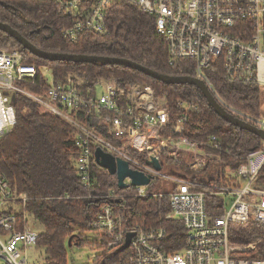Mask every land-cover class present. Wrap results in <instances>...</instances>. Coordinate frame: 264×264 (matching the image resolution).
Returning <instances> with one entry per match:
<instances>
[{
	"label": "built area",
	"instance_id": "built-area-1",
	"mask_svg": "<svg viewBox=\"0 0 264 264\" xmlns=\"http://www.w3.org/2000/svg\"><path fill=\"white\" fill-rule=\"evenodd\" d=\"M49 1L68 22L61 28L62 36L73 43L87 33L108 36V13L115 3L132 5L153 17L155 32L166 45L168 62L191 61L194 78L207 86L226 111L264 131V115L254 118L230 110L207 79V71L221 64L227 82L264 90V0ZM42 70L48 71L50 82ZM38 78L44 85L37 83ZM24 85L45 88L38 95ZM86 86L74 72L54 81L46 66L26 64L18 50L0 48V140L17 123L16 95L24 96L75 128L79 152L74 168L84 188L93 190L97 186L91 175L93 143L126 161L132 170L150 177L149 183L142 186H132L129 178L124 180L125 189L134 198L167 197L164 218L179 223L181 232L169 233L145 221L134 222L125 212V195L114 189L88 197L102 200L90 225L101 239L99 245L118 251L127 235H132L129 246L113 264H264V257H254L256 245L234 244L229 235L233 224L254 221L264 229V187L257 184L264 165V141L261 148L242 157L235 168L225 167L221 183L165 174L161 169L156 171L152 164L156 159L161 167L163 153L194 171L220 161L215 152L216 139L188 140L183 136L187 115L172 120L165 99L157 98L147 84L120 87L113 79H101ZM180 106L186 112L196 110L189 102H181ZM77 116L97 119L109 134L119 138V146L106 142ZM129 150L144 156L134 157L128 154ZM155 186L163 187L162 192H157ZM26 201L27 196L17 193L0 173V264H30L28 252L36 247L40 231L30 227L34 220L25 210ZM209 206L219 215L208 214ZM180 243L177 249H168Z\"/></svg>",
	"mask_w": 264,
	"mask_h": 264
},
{
	"label": "trees",
	"instance_id": "trees-1",
	"mask_svg": "<svg viewBox=\"0 0 264 264\" xmlns=\"http://www.w3.org/2000/svg\"><path fill=\"white\" fill-rule=\"evenodd\" d=\"M0 22L9 25L28 42L45 52L123 58L162 75L195 76L191 61L180 60L175 64L168 62L166 45L155 32L154 18L126 3L111 6L108 13V36L87 33L74 43L62 36L61 28L67 26L68 22L57 13L56 7L49 0H0ZM0 48L18 50L26 64L38 68L46 66L51 70L54 81L74 72L83 77L85 86L101 79H113L120 87L135 83L147 84L152 87L156 97L165 99L172 120L182 114L187 115L183 136L188 140L203 142L210 137L216 139L215 152L220 155V161L210 162L205 169L194 171L163 153L161 171L165 174L221 183L223 179L220 177L225 167L235 168L242 162V157L262 147L260 138L234 127L216 115L201 93L189 84L166 85L124 66L49 62L32 55L2 32ZM207 79L214 93L230 110L254 118L264 115V106L262 108L261 104L264 90L254 85L227 82L221 64H215L207 71ZM37 83L44 85L41 78L37 79ZM24 87L38 95L45 88L39 90L33 85ZM181 102L195 105L196 110L186 112L180 106ZM14 107L17 123L0 140V173L17 193L27 196L25 210L32 216L34 223L42 228L39 230L36 247L44 252L43 264H67L66 244L70 238V246L74 243L85 246L80 232H92L91 222L102 203L101 199L93 197L103 195L110 189H114L119 195H125L128 209L125 212L134 222L145 221L151 226L163 227L169 233L182 231L179 223L169 222L164 218L167 213V197L134 198L126 189H118L116 176H110L95 160L92 161L91 175L97 186L93 190L84 188L74 168L79 152L75 144V128L24 96L16 95ZM77 117L106 142L119 146V138L109 134L105 127L98 124L97 119ZM97 147V144L92 143L91 151L94 152ZM128 154L138 158L144 156L133 150H129ZM257 184L264 187V165ZM90 195L94 196L88 198ZM219 213L209 206L208 214L214 216ZM230 227L232 243H252L256 245L254 257H264L263 228L254 224V221ZM179 246L181 243L168 249L175 250ZM120 256L116 249L101 244L91 264H113Z\"/></svg>",
	"mask_w": 264,
	"mask_h": 264
},
{
	"label": "water",
	"instance_id": "water-1",
	"mask_svg": "<svg viewBox=\"0 0 264 264\" xmlns=\"http://www.w3.org/2000/svg\"><path fill=\"white\" fill-rule=\"evenodd\" d=\"M0 32L5 33L12 39H14L21 47L27 50L32 55L47 60L49 62H73V63H95L101 65H116L124 66L129 69L143 73L144 75L160 81L166 85L175 84H189L197 89L201 95L205 98L208 106L213 112L218 115L221 119L234 127L246 131L264 141V131L252 126L239 118L235 117L224 109L223 106L214 98L212 93L209 91L207 86L200 80L192 77H171L162 75L155 72L145 66L139 65L132 61L123 58L116 57H97L88 55H73L65 53H50L45 52L22 37L16 30L11 28L9 25L0 22ZM94 158L96 164L105 169L109 175L116 176L118 189H125L127 185L124 183L126 178L131 179L132 186L147 185L150 181L149 176H145L142 172L132 170L128 163L120 158H115L113 155L103 151L100 147H97L94 151ZM152 164L156 171H160V164L156 159L152 160ZM132 235L128 234L125 244L118 250V252L124 251L128 246ZM71 244V238L68 240V245Z\"/></svg>",
	"mask_w": 264,
	"mask_h": 264
},
{
	"label": "rangeland",
	"instance_id": "rangeland-1",
	"mask_svg": "<svg viewBox=\"0 0 264 264\" xmlns=\"http://www.w3.org/2000/svg\"><path fill=\"white\" fill-rule=\"evenodd\" d=\"M48 79L51 81L49 73L47 70H42ZM78 76V74L76 73ZM82 81L84 80L83 77L80 76ZM97 92L99 93L100 90L98 89ZM159 98V97H157ZM161 98V97H160ZM164 99V98H163ZM261 104L262 108L264 106V99L263 94L261 96ZM164 173V171H161ZM157 192L161 193L163 187L155 186ZM30 227L35 229L36 231H41L42 228L36 225V223L31 222ZM79 228V225L77 226ZM82 240L85 241V246H77L75 243L72 246H69L68 243L66 244V253H67V264H91L94 260V257L98 253V246L101 243V239L97 237L92 232H80ZM45 259L44 252L37 247H33L31 251L28 252V261L30 264H43Z\"/></svg>",
	"mask_w": 264,
	"mask_h": 264
}]
</instances>
